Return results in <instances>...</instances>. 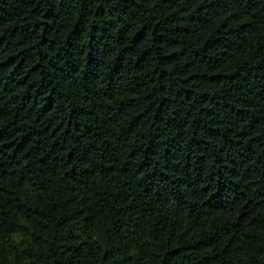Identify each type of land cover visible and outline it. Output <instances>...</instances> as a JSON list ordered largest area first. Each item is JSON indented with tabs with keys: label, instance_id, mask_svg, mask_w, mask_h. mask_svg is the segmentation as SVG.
Listing matches in <instances>:
<instances>
[{
	"label": "trees",
	"instance_id": "trees-1",
	"mask_svg": "<svg viewBox=\"0 0 264 264\" xmlns=\"http://www.w3.org/2000/svg\"><path fill=\"white\" fill-rule=\"evenodd\" d=\"M0 264H264V0H0Z\"/></svg>",
	"mask_w": 264,
	"mask_h": 264
}]
</instances>
